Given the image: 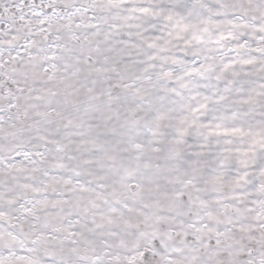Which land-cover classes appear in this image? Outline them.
Wrapping results in <instances>:
<instances>
[{"label":"snow or ice","instance_id":"obj_1","mask_svg":"<svg viewBox=\"0 0 264 264\" xmlns=\"http://www.w3.org/2000/svg\"><path fill=\"white\" fill-rule=\"evenodd\" d=\"M0 264H264V0H0Z\"/></svg>","mask_w":264,"mask_h":264}]
</instances>
